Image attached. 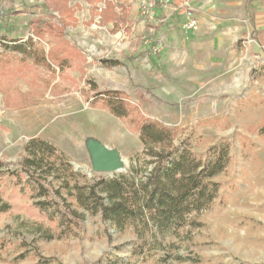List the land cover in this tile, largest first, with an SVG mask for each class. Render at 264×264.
<instances>
[{
	"label": "rangeland",
	"instance_id": "1",
	"mask_svg": "<svg viewBox=\"0 0 264 264\" xmlns=\"http://www.w3.org/2000/svg\"><path fill=\"white\" fill-rule=\"evenodd\" d=\"M52 1L0 0L1 163L20 169L24 146L38 137L64 155L80 173L77 180L91 184L98 175L120 172L92 170L87 138L117 148L128 171L143 149L142 118L176 127V141L190 139L202 158L212 146L229 143L231 160L216 178L218 197L197 216L199 226L144 238L100 214L86 212L78 224L63 225L56 209L37 205L42 198L34 180L24 172L1 175V203L10 208L0 213V264H264V0L249 12L244 0L175 4L182 15L193 8L200 24L192 33L181 24L182 39L171 51L155 29L160 6L148 19L140 0H113L134 9L132 33L126 34L99 22L97 5L103 8L105 0H69L74 24L60 11L61 2ZM252 15L254 29L248 24ZM3 38L31 50H13L14 42ZM102 59L121 64L108 66ZM107 89L124 91L133 106L129 117L114 115L95 99ZM47 182L60 190L64 206H77L59 177Z\"/></svg>",
	"mask_w": 264,
	"mask_h": 264
},
{
	"label": "trees",
	"instance_id": "2",
	"mask_svg": "<svg viewBox=\"0 0 264 264\" xmlns=\"http://www.w3.org/2000/svg\"><path fill=\"white\" fill-rule=\"evenodd\" d=\"M59 1L62 9H58L70 24H74L75 9L68 6L69 0H53L52 3ZM254 1L245 0L247 12L255 9L252 8ZM130 7V4L105 0L103 8L97 5V14L104 24L125 23L129 21ZM2 41L5 44L14 42L13 50L24 54L31 50L26 43L18 44L7 38ZM102 61L108 66L121 64L118 59ZM95 99L101 100L118 117L127 118L132 113L133 106L120 89L97 91ZM138 130L143 149L137 161L128 171L111 177L98 175L91 184L77 180L80 173L73 170L64 155L53 144L38 137L31 138L24 146L26 155L20 160V169L6 167L0 162V177L24 172L28 179L34 180L38 197L42 198L37 205L42 210L56 209L63 225L78 224L87 212L100 214L119 230L133 227L140 238L199 226L197 216L208 210L218 197L221 184L216 178L229 166L230 144H216L209 149L206 158H202L194 152L190 139L177 142L178 129L158 119L142 118ZM60 168L67 177L60 175ZM50 176L61 179L62 187L76 200L77 206H64L58 197L60 190L51 188L47 182ZM1 202L0 198V213L8 211L9 204ZM60 237L61 234L57 235ZM22 244L26 246L25 242ZM20 257L24 255L18 259Z\"/></svg>",
	"mask_w": 264,
	"mask_h": 264
},
{
	"label": "crops",
	"instance_id": "3",
	"mask_svg": "<svg viewBox=\"0 0 264 264\" xmlns=\"http://www.w3.org/2000/svg\"><path fill=\"white\" fill-rule=\"evenodd\" d=\"M182 1H184V0H176V1H174V5L160 6L159 9L157 10L159 22H158V24H156L155 29L161 33L162 39L165 42L169 43V45L171 47L170 51L176 50V47L178 46V43H179L178 41L182 39L181 35H183L182 29H181V24L183 21V15L180 14L179 7L176 6L179 3H181ZM243 5L245 8V0L243 1ZM130 6H131L130 7L131 11H130L129 21H126L125 23L118 22V24H115L113 22H110L108 24L101 23L100 21L99 22L101 23L102 26H105V27H109L110 25H112V29H113L112 31L114 33L120 31L121 29H125L126 34H131L132 28H133V26H132L133 23H132L131 17H132V11L134 12V9L132 8L131 4H130ZM252 8L253 9L256 8L255 1L252 3ZM245 10H246V8H245ZM255 17H254V21H250L248 23L250 29H254L253 27H254V25H256V20H255L256 18ZM250 20H253V19H250ZM207 23H208L207 20L202 21V25L205 27L208 25ZM218 24L220 25V27H222L223 25L228 27V22H219ZM204 36H207V35H204ZM190 38H192L194 40V36H191ZM192 39H190V43H191V41H193ZM193 43L195 44L196 41ZM170 51H168V52H170ZM134 58H135V56L133 55L131 59H134Z\"/></svg>",
	"mask_w": 264,
	"mask_h": 264
},
{
	"label": "water",
	"instance_id": "4",
	"mask_svg": "<svg viewBox=\"0 0 264 264\" xmlns=\"http://www.w3.org/2000/svg\"><path fill=\"white\" fill-rule=\"evenodd\" d=\"M85 145L90 156L93 171L113 174L127 170L128 162L117 148L108 147L93 137L87 138Z\"/></svg>",
	"mask_w": 264,
	"mask_h": 264
},
{
	"label": "built area",
	"instance_id": "5",
	"mask_svg": "<svg viewBox=\"0 0 264 264\" xmlns=\"http://www.w3.org/2000/svg\"><path fill=\"white\" fill-rule=\"evenodd\" d=\"M170 2L171 0H140L139 9L143 16L154 19L156 9L159 6L168 5ZM183 15L182 28L185 32L192 33L199 29L200 21L193 8H187Z\"/></svg>",
	"mask_w": 264,
	"mask_h": 264
}]
</instances>
